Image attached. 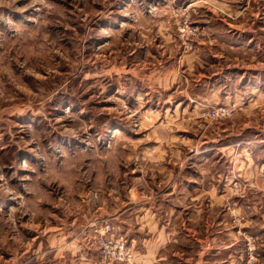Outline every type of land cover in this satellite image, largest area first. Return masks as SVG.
I'll return each instance as SVG.
<instances>
[{"label":"rangeland","instance_id":"obj_1","mask_svg":"<svg viewBox=\"0 0 264 264\" xmlns=\"http://www.w3.org/2000/svg\"><path fill=\"white\" fill-rule=\"evenodd\" d=\"M152 223L160 264H264V0H0V264Z\"/></svg>","mask_w":264,"mask_h":264},{"label":"crops","instance_id":"obj_2","mask_svg":"<svg viewBox=\"0 0 264 264\" xmlns=\"http://www.w3.org/2000/svg\"><path fill=\"white\" fill-rule=\"evenodd\" d=\"M126 213V209L117 210L115 214H113V218L118 219L120 216H123ZM165 226L163 224L152 223L145 224L142 228L148 234L143 235L142 237H132L134 243H136V256H135V264H160L163 261V248L166 246V238L164 233ZM157 232V234L155 233ZM125 234V233H124ZM140 248V249H139ZM81 263L84 264H97L98 257L97 255H86L80 256Z\"/></svg>","mask_w":264,"mask_h":264},{"label":"built area","instance_id":"obj_3","mask_svg":"<svg viewBox=\"0 0 264 264\" xmlns=\"http://www.w3.org/2000/svg\"><path fill=\"white\" fill-rule=\"evenodd\" d=\"M99 246H100V254L103 258H108V259H125L129 258V254H127L126 249H125V244L123 241H103L102 239L98 240ZM112 259V260H113Z\"/></svg>","mask_w":264,"mask_h":264}]
</instances>
